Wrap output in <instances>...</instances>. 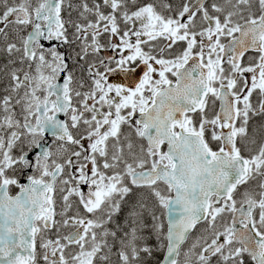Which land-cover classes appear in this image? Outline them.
<instances>
[{
	"label": "snow or ice",
	"instance_id": "snow-or-ice-1",
	"mask_svg": "<svg viewBox=\"0 0 264 264\" xmlns=\"http://www.w3.org/2000/svg\"><path fill=\"white\" fill-rule=\"evenodd\" d=\"M0 264H264V0H0Z\"/></svg>",
	"mask_w": 264,
	"mask_h": 264
}]
</instances>
